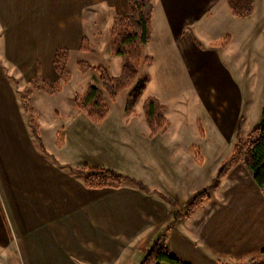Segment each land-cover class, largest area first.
<instances>
[{
	"label": "crops",
	"instance_id": "0c3cea01",
	"mask_svg": "<svg viewBox=\"0 0 264 264\" xmlns=\"http://www.w3.org/2000/svg\"><path fill=\"white\" fill-rule=\"evenodd\" d=\"M152 2L150 41L159 34L169 48L203 52L197 38L208 45L227 34L231 47L247 53L249 63L256 60L252 38L264 33V0H256L248 19L235 18L227 0ZM127 12L128 0H0V184L12 222L0 219V264H141L156 240L190 264H238L264 251V195L245 166L232 169L190 216L182 209L231 154L219 156L214 138L151 136L142 120L110 112L95 124L80 114L63 126L57 149L66 160L37 151L8 71L27 81L57 80L59 50H81L84 37L92 40L100 27L109 31ZM67 166L112 168L150 192L132 185L88 188L62 171Z\"/></svg>",
	"mask_w": 264,
	"mask_h": 264
},
{
	"label": "rangeland",
	"instance_id": "374dc122",
	"mask_svg": "<svg viewBox=\"0 0 264 264\" xmlns=\"http://www.w3.org/2000/svg\"><path fill=\"white\" fill-rule=\"evenodd\" d=\"M110 32L111 28L109 31L101 27L95 29L93 39L88 38V51H83L81 47V50L69 53V58L63 66L67 82L63 81L57 71V80L54 81L44 79L46 76L27 81L24 76L16 74V71H8L16 90L19 108L30 131V113L25 110L24 104H31L34 108L35 119L40 126V135L47 150L43 156L33 138L42 157L52 159V155L57 154L61 161L66 160L63 156L65 153H59L57 149L64 142V123L70 116L86 115L76 107V95L84 93L91 85L101 87L103 74L110 77L120 74L124 60L113 53ZM160 33H164L163 30H160ZM226 37L227 34L218 40L212 39L208 45V39L197 38V45L203 52H195L191 47L182 52L175 46L169 48L165 44V38L158 34V37L142 48L139 79L148 76L146 88L131 110H127V103L135 83L125 89L116 100H107L109 113L112 112L113 116L123 119L131 118L138 122L142 120L141 125L144 126L147 123L143 124L144 120L141 118L144 114V102L149 96H155L166 105L165 115L170 121L169 127L162 131L163 134L168 133L169 136L174 133L189 141L193 132L202 137L207 136L208 139L214 138L215 142L221 145L219 156L228 155L237 142V135L240 134L246 139L264 117V33L252 38L256 50V60L252 63L248 62L247 53L239 52L238 46L231 47V37L225 46L218 45L226 40ZM231 57L234 58V63L231 62ZM161 148L162 144L158 146L159 150ZM211 150L215 148L211 146L209 154ZM81 152L88 153L86 150H80ZM126 155L133 157L129 153ZM195 155L198 161L202 158L199 151H195ZM62 171L73 175L69 170ZM75 177L83 180L81 177ZM9 208L0 184V219L10 226L12 222ZM13 238L17 242L14 234ZM160 243L163 244L161 241ZM13 248L21 261L20 250L17 246Z\"/></svg>",
	"mask_w": 264,
	"mask_h": 264
},
{
	"label": "trees",
	"instance_id": "16d2710c",
	"mask_svg": "<svg viewBox=\"0 0 264 264\" xmlns=\"http://www.w3.org/2000/svg\"><path fill=\"white\" fill-rule=\"evenodd\" d=\"M256 0H227L232 15L238 19H248L254 14V5ZM152 0H128V12L126 15L118 18L111 27L110 41L113 53L123 58V65L118 76L110 77L103 74L101 77V87L89 86L84 93L77 94L75 105L86 114L89 119L95 123H101L109 114L107 100H116L117 97L127 88L135 83L133 92L129 96L127 110H131L148 83V76L139 79L140 67L142 64V48L148 44L152 35ZM230 40L227 35L226 40L218 43L225 46ZM89 39L84 37L82 50H89ZM69 58V52L59 50L54 59L57 73L67 82L64 77L63 66ZM148 60L151 61L149 58ZM86 65V63H82ZM25 110L30 113L29 126L31 133L38 143V147L46 152L43 139L40 135V126L36 122L34 108L31 104H24ZM145 120L150 130L151 136H154L170 125L166 117V105L157 97L149 96L143 105ZM264 116V112H263ZM63 143V142H62ZM61 143V144H62ZM201 162V159H199ZM238 165H243L253 174V178L264 195V117L259 125L252 129L247 138L237 135V142L231 154L220 164L217 176L212 183L194 193L182 207L190 216L203 202L210 197V192L218 188L221 181L228 173ZM69 171L78 177H81L88 188H119L123 185H132L144 192H150V189L141 181L128 175L120 173L111 168H97L84 166L76 169L67 166ZM159 195L172 206L176 204L170 198L159 193ZM177 216L180 213L177 212ZM174 226V223L171 224ZM190 264L179 260L173 256L165 245L156 240L147 252L141 264ZM244 263V262H243ZM238 263V264H243ZM246 264H264V251L255 257L247 260Z\"/></svg>",
	"mask_w": 264,
	"mask_h": 264
}]
</instances>
